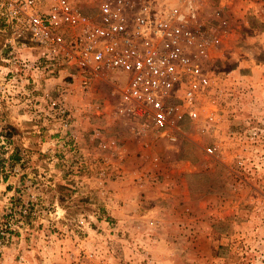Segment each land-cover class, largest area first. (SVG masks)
<instances>
[{
	"label": "rangeland",
	"instance_id": "obj_1",
	"mask_svg": "<svg viewBox=\"0 0 264 264\" xmlns=\"http://www.w3.org/2000/svg\"><path fill=\"white\" fill-rule=\"evenodd\" d=\"M198 9L220 39L214 90L175 143L123 100L125 75L88 88L37 66L0 21V76L29 66L0 102V264H264V0Z\"/></svg>",
	"mask_w": 264,
	"mask_h": 264
},
{
	"label": "built area",
	"instance_id": "obj_2",
	"mask_svg": "<svg viewBox=\"0 0 264 264\" xmlns=\"http://www.w3.org/2000/svg\"><path fill=\"white\" fill-rule=\"evenodd\" d=\"M81 5L82 0H0V21L11 30L10 41L38 52L45 65L37 66H74L88 73V88L91 76L125 75L123 100L177 142L184 122L200 119V105L214 90V72L206 65L220 39L206 30L198 0H99L93 15ZM26 67L0 76V102L13 98L14 82L25 92L26 82L18 78ZM52 106L66 114L57 100ZM218 119L217 110L206 116L210 127Z\"/></svg>",
	"mask_w": 264,
	"mask_h": 264
}]
</instances>
